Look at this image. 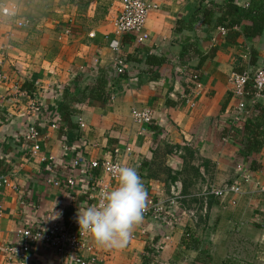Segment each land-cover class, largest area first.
I'll return each mask as SVG.
<instances>
[{"label": "crops", "instance_id": "crops-1", "mask_svg": "<svg viewBox=\"0 0 264 264\" xmlns=\"http://www.w3.org/2000/svg\"><path fill=\"white\" fill-rule=\"evenodd\" d=\"M145 1L157 8L147 14V40L139 43L134 34L113 29L121 0H0V176L9 182L0 188V264L20 228L37 231L50 219L76 218L79 207L94 204L100 182L109 183V190L115 186L100 168L89 167L103 160L135 167L145 204L152 200L160 211L135 225L122 248L102 247L89 235L97 264H264V145L245 159V120H234L236 100L228 83L234 71L255 69L248 64L251 49L257 66H264V30L251 41L240 37L229 44L212 27L216 15L210 25L189 22L196 0ZM235 1L242 7L251 2ZM8 7L31 26L17 28L3 17L1 9ZM118 59L126 67L120 75L114 70ZM100 71L123 80L112 85L107 105H75L70 121L77 130L67 145L57 118L63 92L92 87ZM22 86L33 95H16ZM32 101L40 113H30ZM245 101L250 112L254 104L264 109V94L253 104ZM142 108L153 113L149 128L132 121L131 110ZM36 124L41 138L32 154L24 134ZM41 157L53 160L41 163ZM75 159L85 166L74 167ZM67 178L73 186L64 185ZM237 183L242 193L235 198L191 197L199 187ZM179 184L200 201L197 208L167 203ZM29 264L59 262L53 249L38 244Z\"/></svg>", "mask_w": 264, "mask_h": 264}, {"label": "built area", "instance_id": "built-area-1", "mask_svg": "<svg viewBox=\"0 0 264 264\" xmlns=\"http://www.w3.org/2000/svg\"><path fill=\"white\" fill-rule=\"evenodd\" d=\"M121 11L117 18L113 22V29L116 33L134 34L137 37L139 43L147 40V34L144 31L145 21L147 14L157 8L156 5L146 2L145 0H121ZM1 14L7 19L14 20V24L17 28H27L31 26V23L27 19H16L15 7H8L1 9ZM221 33L224 34V30L221 29ZM125 64L121 59H118L114 65L116 74L120 75L125 72ZM3 77L0 76V81ZM191 81L193 83V91L197 92L200 88L198 77L196 74L191 75ZM228 83L230 85V92L232 99L236 100L235 116L234 120L243 121L250 114L247 102L245 99L249 97L251 103L256 102L264 94V70L259 66L255 69H246L242 73H232L228 77ZM249 86L252 90V94L247 92L246 87ZM2 96L0 95V101ZM192 107L193 104L191 103ZM31 114L40 113V106L37 101H32L28 106ZM131 118L135 125L145 128H149L153 125V113L148 108L133 109L131 110ZM51 128H55L53 125ZM25 141L31 145V153L37 154L39 152L38 141L41 138V134L35 126H31L26 130L24 134ZM63 151H67L66 147H63ZM52 157H41V163L51 162ZM74 167H83L85 163L82 159H75L72 161ZM113 165H121L116 161L103 160L100 163L97 161L90 162V169L100 168L110 180L114 178L110 174V168ZM242 182H247V176L241 178ZM50 182V181H49ZM52 184L55 187L61 186L58 181H53ZM74 181L67 178L64 185L66 187L73 186ZM9 187V182L5 176H0V188ZM98 193L96 195L94 204H96L102 194L109 190V183L100 182L98 186ZM177 188V186H176ZM242 193V188L239 183L237 184H225L220 188L209 187L203 190L200 197L213 196L217 199H221L224 196L230 194L234 198ZM178 192L172 193V198L168 200V204L176 206ZM234 199L232 204H234ZM160 209L154 204L152 200H148L145 204L143 211V218L150 215L157 214ZM89 234L79 232V226L76 222V218H71L68 221H64L62 218L50 219L47 221L42 230L33 231L28 227L20 228L15 235V241L4 249L5 252V264H29V253L34 245H44L47 248L53 249L59 264H97V258L93 252L92 246L88 242Z\"/></svg>", "mask_w": 264, "mask_h": 264}, {"label": "trees", "instance_id": "trees-1", "mask_svg": "<svg viewBox=\"0 0 264 264\" xmlns=\"http://www.w3.org/2000/svg\"><path fill=\"white\" fill-rule=\"evenodd\" d=\"M196 2L198 10L190 18L189 22H200L202 25H210L216 15L212 27L224 30L226 43L235 44L240 37H243L246 41H251L259 37L264 30V0H251L250 4L246 7H242L235 0H223L218 5L211 0H196ZM180 24L182 26V23ZM146 63L153 65V58L147 59ZM248 64L255 68L259 67L257 66V53L252 49L249 50ZM244 70L239 69L234 71V73H242ZM94 79L95 82L92 87L85 88L79 92L76 91V87L73 89L68 87L63 92L61 104L58 107L57 118L62 119V124H59V128L63 132L65 130L63 134L65 135L67 145H70L75 140L72 132L77 130V126L73 125L70 121L72 114L76 110L75 105L83 107L85 101L100 102L107 105L110 100L112 85L123 80V77L116 80L113 74L107 71H100L94 75ZM246 90L252 94L249 86L246 87ZM33 92V89H30V87L24 89V86H22L19 90L15 91V94H24L31 97ZM6 98L8 101L12 100L10 96ZM250 114L251 116L245 119L243 137L240 140L246 160L252 154H257L264 145V125L260 123L261 118L264 119V109L258 104H254ZM35 127L39 130L37 124ZM152 129L155 130L156 128ZM25 144L27 145L28 142L25 141ZM1 164L2 161H0V166ZM250 164V168L254 169L256 165L254 160ZM63 188L64 185L61 189ZM63 220L65 221V219Z\"/></svg>", "mask_w": 264, "mask_h": 264}, {"label": "clouds", "instance_id": "clouds-1", "mask_svg": "<svg viewBox=\"0 0 264 264\" xmlns=\"http://www.w3.org/2000/svg\"><path fill=\"white\" fill-rule=\"evenodd\" d=\"M110 174L115 186L104 192L100 200L87 207H79L76 222L79 232L89 234L105 248H122L132 228L142 221L146 190L137 169L127 165H113Z\"/></svg>", "mask_w": 264, "mask_h": 264}, {"label": "rangeland", "instance_id": "rangeland-1", "mask_svg": "<svg viewBox=\"0 0 264 264\" xmlns=\"http://www.w3.org/2000/svg\"><path fill=\"white\" fill-rule=\"evenodd\" d=\"M175 192H178L177 197H180L179 199L176 200L177 201L176 204H180V207L185 209V210L191 209V208L192 209L197 208L198 204L200 203V201H198V200L203 198V197L198 196L201 192H203L202 187H199V189H195V191H194L195 193H193V195L191 194L192 195L191 197H196V199H198V200H196V199L191 200L192 198H189L190 196L189 197L186 196L185 194H189V191L188 190L184 191L183 187H180V184H179V186H177V188L174 191H172V193H175ZM189 202L191 205L188 206Z\"/></svg>", "mask_w": 264, "mask_h": 264}]
</instances>
